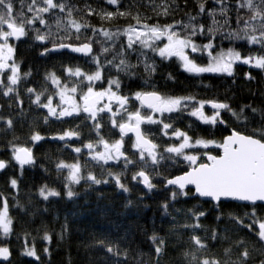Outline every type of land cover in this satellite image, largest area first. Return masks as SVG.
Wrapping results in <instances>:
<instances>
[{
  "label": "trees",
  "instance_id": "1",
  "mask_svg": "<svg viewBox=\"0 0 264 264\" xmlns=\"http://www.w3.org/2000/svg\"><path fill=\"white\" fill-rule=\"evenodd\" d=\"M29 3L30 0H0V42L5 25H14L19 29L22 24L30 27L27 25L30 17ZM123 4L133 12L140 13L141 26L169 28L173 38L200 47L201 53L190 52L188 57L197 66L206 67L209 56L221 51L226 52L229 47L239 50L241 54L229 73L190 74L182 70V63L178 59L161 57L157 52V44L147 49L137 43L128 53L130 61L138 65L128 69L129 72L135 73L134 79L114 71L111 67L105 69L106 77L111 75L123 80L122 91L125 94L134 93L139 89L146 93H157L165 99L191 98L182 99V107L174 112L156 113L142 110L134 98L129 100L128 111L135 112L139 109L145 118L152 117L172 125L168 129L169 138H165L161 133L162 123L143 125L145 131L155 133L151 138L161 145V151L165 145L180 146L185 143V137L176 139L171 136L177 129L190 137L187 143L191 146L183 150L186 159L178 158L180 166H171V173L168 164L161 166L160 171L165 176L181 175L204 163L207 156H218L223 139L231 131L264 143V71L243 60V57H250L252 53L264 54V49H249L245 43H237L231 39L230 33L239 30V13L235 9V0H123ZM201 4L204 5L203 10L200 8ZM132 22L120 21L119 25L106 26L115 30L117 26L123 27L124 24ZM210 43L214 46L208 47ZM207 47L208 53L204 51ZM13 50L14 65L20 64L21 72L31 68L32 75L26 79L21 76L15 85L4 78L0 85V121L5 118H11L13 121L10 130L6 123H0V128L5 129L0 132V159L7 164L6 170L0 174V214L6 212L8 220L12 221L5 232L0 229V264H66L68 249L72 251L73 264H86L84 245L92 239L90 234L93 231H96L98 236L101 232L111 233L113 240L127 232L129 241L135 237L136 242H144L146 235H150L153 229L163 234L173 223H182L185 219L184 209L190 201L178 200L175 204L169 202L171 216L162 215L161 202L170 200V192L175 189H166L163 181L154 180L157 188L149 193L138 179L133 183L131 175L141 167L139 163L130 167L128 175L121 178L129 187V193L117 189L114 182L93 186L85 191L87 181H82L75 189L80 195L71 201L64 199L68 169L58 171L56 163L61 158L66 163H71L74 154L58 140L45 139L35 144L31 140V133L37 125L40 131L46 133H54L64 125L52 121L45 127L43 114L35 106H30V98L25 89L27 86L39 87L37 82H42L46 68L66 57H60L58 54L40 56V45L34 41L31 31L26 37L13 42ZM112 55L109 53L102 60L111 59ZM10 87L13 91L5 98L3 93ZM18 96L23 99L22 110L17 104ZM210 102L228 107H225L223 112H211L206 108ZM244 104H250L257 112L253 113L251 108L241 111ZM199 105L203 106L205 116L215 121L204 123L195 118L192 112L199 109ZM131 143V140L126 142L125 151L129 152L132 159H136V154L131 152ZM24 147L33 155V164L26 168L16 165L13 161L15 151ZM85 155H80L82 163ZM122 167L123 162H109L102 168L88 160L84 165V174L91 170L97 177H102L108 169L117 172L122 170ZM150 171L154 172L155 169L150 167ZM45 184L58 189L61 197H49L47 201L40 197L39 189ZM190 196L193 200L196 199L192 197V193ZM204 207L209 209L210 221L216 209L207 202ZM251 207L222 203L223 219L218 225L220 230L227 228L234 233L237 225L234 220L229 219L228 212L231 211L244 219V213L250 212ZM175 208H180L181 211L177 213ZM259 215L264 219V212H259ZM172 216H175L176 220H173ZM251 218L249 216V220ZM65 222L69 234L63 241H58L56 233L62 230ZM45 232L50 234L51 241L44 239ZM121 244H125V241L122 240ZM132 246L135 247V242ZM109 264H112L111 260Z\"/></svg>",
  "mask_w": 264,
  "mask_h": 264
},
{
  "label": "snow or ice",
  "instance_id": "2",
  "mask_svg": "<svg viewBox=\"0 0 264 264\" xmlns=\"http://www.w3.org/2000/svg\"><path fill=\"white\" fill-rule=\"evenodd\" d=\"M200 8L203 10L204 5L201 4ZM235 9L239 13V30L230 33L231 39L237 43H245L249 49H264V0H235ZM28 11L30 17L27 25L30 27L22 24L17 39L26 37L31 31L34 41L40 45V56L47 57L55 53L66 57L46 68L42 82H37L39 87L27 86L25 89L30 98V106H35L43 114L45 127L52 121L64 125L54 133L42 132L37 125L31 133L34 144L45 139L58 140L74 154L73 162L66 163L61 158L56 163L58 171L68 169L64 199L71 201L77 198L80 193L75 189L82 181H87L85 191L93 186L114 182L117 189L129 193V187L121 178L128 175L130 167L139 163L141 167L131 175L133 183L137 182L139 177V182L149 193L157 188L154 180L163 181L165 188L175 186L179 189V192H170V200L161 202L162 215L171 216L169 202L175 204L178 200L190 201L184 209L185 219L182 223H173L163 234L153 229L150 235H146L144 242H136L135 237L129 241L127 232L113 240L111 233L101 232L98 236L96 231H93L90 234L92 239L84 245L86 264H109L110 260L112 264H264V219L259 215V212H264V202L254 204L250 212L244 213V219L231 211L228 212L229 219L235 221L237 228L234 233L227 228L221 231L218 227L223 219L221 201L205 196L199 190L194 193L197 199L193 200L190 196L192 189L187 188L188 184L207 183L210 179L208 175L200 174L195 178L184 179L173 177L171 174L165 176L160 171L161 166L165 164L169 165V173L171 166H180L179 159H186L184 148L191 146L187 143L190 137L177 129L171 136L176 139L183 136L185 143L180 146L168 144L161 151V145L151 138L155 133L145 131L143 125H155L162 121L152 117L145 118L139 109L135 112L128 111L129 100L133 98L139 101L141 107L151 108L153 113L174 111L182 99L191 98L165 99L139 89L134 93L125 94L122 91V79L105 76V69L111 67L118 73L135 78V73L129 72L128 69L138 65L130 61L128 53L137 43L145 48L150 47V41L153 39L141 30L140 13L126 7L123 0H30ZM127 20L133 22L126 23L123 27L117 26L115 30L106 26L119 25L120 21ZM151 31L158 39V30L153 28ZM169 40L171 41L172 37H169ZM186 43L178 40L173 44L176 49L174 54L184 61L182 70L190 74L208 71L209 69L197 66L184 56L183 47ZM213 46L211 43L208 45ZM109 53L113 54L111 59L102 60ZM233 57L240 58V51L229 47L226 52L221 51L209 59L216 65H224ZM3 58L0 49V59ZM250 59L255 60L256 67H264V54L256 52L250 57H243L245 62ZM117 60L119 62L115 63ZM12 67L15 75L10 79L13 85L18 84L21 76L26 79L32 75L31 68L21 72L20 64ZM152 71L154 73L155 69ZM11 91L13 89L8 88L3 93L4 97ZM152 98L160 103L153 104ZM17 104L22 110L23 99L19 96ZM248 108H251V105L244 104L241 111ZM251 111L256 113L257 109L251 108ZM0 123H6L9 130L13 127L11 118H5ZM171 127L170 123H162L161 133L165 138H169L168 129ZM4 130L0 128V132ZM128 140L132 141L131 152L136 154V159H132L129 152L125 151ZM81 153L86 154L83 163L80 160ZM88 160L102 168L109 162H123V167L117 172L108 169L102 177H97L91 170L85 175L84 165ZM150 167L155 171H150ZM39 195L47 201L49 197L60 198L62 194L58 189L45 184L39 189ZM206 202L216 209L210 221L209 209L204 207ZM128 203L131 204V201ZM175 211L179 213L181 209L175 208ZM249 216L252 217L250 220ZM56 218L58 217H54ZM172 219L176 220V217L172 216ZM8 223L10 225L12 221L9 220ZM68 234V225L65 222L62 230L56 233L58 241H63ZM44 239L51 241L48 232L44 233ZM122 240L125 244H121ZM134 242L135 247L132 246ZM79 248L78 244L77 252ZM65 261L66 264H73L71 249L67 250Z\"/></svg>",
  "mask_w": 264,
  "mask_h": 264
},
{
  "label": "water",
  "instance_id": "3",
  "mask_svg": "<svg viewBox=\"0 0 264 264\" xmlns=\"http://www.w3.org/2000/svg\"><path fill=\"white\" fill-rule=\"evenodd\" d=\"M19 31V28L10 27L8 40H18ZM137 103L140 106L139 101ZM152 103L158 105L160 101L152 98ZM223 105L210 102L206 105V108L215 113L223 112L225 110ZM141 108L152 111L147 106ZM13 161L20 167H29L33 164L32 152L25 147L17 149L13 155ZM6 168V162L0 159V174ZM200 174H206L210 179L207 183L198 182L197 184L187 185V188L192 189L193 198L197 199L194 193L199 190L205 196L219 199L221 203L253 206L264 202V143L255 138L231 131L223 139L218 156H207L204 163L175 177L189 179ZM137 179L140 181L139 177ZM166 189L179 191L175 186Z\"/></svg>",
  "mask_w": 264,
  "mask_h": 264
},
{
  "label": "rangeland",
  "instance_id": "4",
  "mask_svg": "<svg viewBox=\"0 0 264 264\" xmlns=\"http://www.w3.org/2000/svg\"><path fill=\"white\" fill-rule=\"evenodd\" d=\"M10 27H16L14 25H5V30L2 33L1 36V42H0V49H2L3 52V59H0V85L3 83L4 78L6 79V81L11 82V77L14 76V72H13V42L15 41H9L8 37H9V28ZM154 27H143L141 26V30L147 32L148 36L153 37V39L150 41V47H153V45H158L157 48V52L161 57H164L165 59H171V58H176L178 59L182 64L184 63L183 60H181L177 55L174 54V51L176 49L173 48V44L175 41H178L177 39L173 38L170 34V29L169 28H155L158 30V32L160 33V36L158 39L155 38L153 32L151 31V29H153ZM169 37H172V40H169ZM143 38V37H142ZM147 48V49H148ZM209 48H205L204 51H206L208 53ZM190 52H198L201 53L202 50L200 49V47L192 44V43H186L185 46L183 47V54L184 56H186L187 58L189 57V53ZM218 54V53H217ZM212 55V56H216ZM11 56V59H8V57ZM210 57V56H209ZM208 57L209 63L206 67V69H209L208 71H204L202 73H206V74H221V73H229L233 67V65L235 64V62L239 61V58H235L233 57V59H231L230 61H228L226 64L224 65H216L214 61L210 62V59ZM250 65H252L254 68H258L264 71V67H256L255 66V60H250L248 62ZM182 107V104L179 103V105H177L176 110L178 108ZM198 107H200L199 109H196L192 112V115L199 119L200 121L204 122V123H210L215 121L213 118L211 117H206L205 113H204V108L203 106L199 105ZM174 110V111H176ZM173 111V112H174ZM166 112H170V111H166ZM141 113V112H140ZM143 116V115H142ZM8 216L6 212H3L0 214V229L3 230L4 232L8 229L9 227V223H8Z\"/></svg>",
  "mask_w": 264,
  "mask_h": 264
},
{
  "label": "flooded vegetation",
  "instance_id": "5",
  "mask_svg": "<svg viewBox=\"0 0 264 264\" xmlns=\"http://www.w3.org/2000/svg\"><path fill=\"white\" fill-rule=\"evenodd\" d=\"M142 109V108H141ZM143 110V109H142ZM146 111V110H145ZM152 112V111H151Z\"/></svg>",
  "mask_w": 264,
  "mask_h": 264
}]
</instances>
